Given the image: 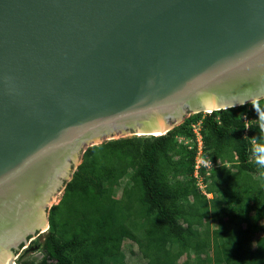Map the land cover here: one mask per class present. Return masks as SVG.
<instances>
[{"label":"water","instance_id":"1","mask_svg":"<svg viewBox=\"0 0 264 264\" xmlns=\"http://www.w3.org/2000/svg\"><path fill=\"white\" fill-rule=\"evenodd\" d=\"M263 99L264 0H0V264L88 148Z\"/></svg>","mask_w":264,"mask_h":264},{"label":"trees","instance_id":"2","mask_svg":"<svg viewBox=\"0 0 264 264\" xmlns=\"http://www.w3.org/2000/svg\"><path fill=\"white\" fill-rule=\"evenodd\" d=\"M263 113L264 99L194 114L164 135L88 148L44 240L31 242L41 258L19 264H128L125 240L145 264H264V167L254 151L264 146ZM197 124L210 163L199 169L205 193L195 177Z\"/></svg>","mask_w":264,"mask_h":264},{"label":"rangeland","instance_id":"3","mask_svg":"<svg viewBox=\"0 0 264 264\" xmlns=\"http://www.w3.org/2000/svg\"><path fill=\"white\" fill-rule=\"evenodd\" d=\"M263 116H264V113H263ZM128 137H132V136H128ZM191 146V145H190ZM82 160H80L81 162H83V159L84 158H81ZM128 185L127 181H126V178L125 180L123 181V183L119 186V187H116L115 190H114V196L118 199L121 198V195L123 193V188ZM204 188L203 190L205 191L206 189V185L205 183L203 184ZM205 193V192H204ZM64 196V192L63 191H59L56 195H55V199H54V203L55 204H59L60 201L62 200ZM72 201H75V200H72ZM71 202V201H70ZM65 208H66V205L64 206V209L62 208L61 209V214H64L65 213ZM64 217V216H63ZM138 220V219H136ZM211 228L212 229H217L218 228V224L217 223H212L211 224ZM122 252L124 253L125 255V261L128 263V264H145L146 263V260H144L140 255H139V249H138V246L137 244L134 242V241H131V240H125L124 241V244H123V249H122ZM31 258H38L40 259L41 258V254L40 252H38L37 254H35L34 256H32Z\"/></svg>","mask_w":264,"mask_h":264},{"label":"built area","instance_id":"4","mask_svg":"<svg viewBox=\"0 0 264 264\" xmlns=\"http://www.w3.org/2000/svg\"><path fill=\"white\" fill-rule=\"evenodd\" d=\"M193 129H194V133L196 135V140L198 142V150H199V153H198V157H197V163H196V172H195V177L198 179V186L200 187V189L203 191V179L202 177L200 176V173H199V169L202 167V165H205L207 167H210V163H207V162H204L203 159H202V146H203V141H202V134H201V127H200V124H197V125H193ZM182 140V139H180ZM188 141H185V143H187Z\"/></svg>","mask_w":264,"mask_h":264},{"label":"clouds","instance_id":"5","mask_svg":"<svg viewBox=\"0 0 264 264\" xmlns=\"http://www.w3.org/2000/svg\"><path fill=\"white\" fill-rule=\"evenodd\" d=\"M254 151L257 153V164L261 167H264V146H258L254 149ZM264 175V173H262ZM203 192H205L203 190ZM210 195L208 194V197Z\"/></svg>","mask_w":264,"mask_h":264},{"label":"flooded vegetation","instance_id":"6","mask_svg":"<svg viewBox=\"0 0 264 264\" xmlns=\"http://www.w3.org/2000/svg\"><path fill=\"white\" fill-rule=\"evenodd\" d=\"M13 251H14L15 253H17V252H18V250H16L15 248H13Z\"/></svg>","mask_w":264,"mask_h":264},{"label":"crops","instance_id":"7","mask_svg":"<svg viewBox=\"0 0 264 264\" xmlns=\"http://www.w3.org/2000/svg\"><path fill=\"white\" fill-rule=\"evenodd\" d=\"M210 196H209V198H212L213 197V195L212 194H209Z\"/></svg>","mask_w":264,"mask_h":264}]
</instances>
